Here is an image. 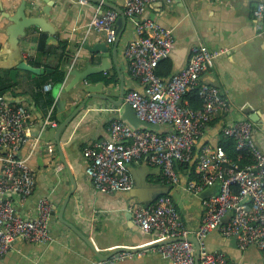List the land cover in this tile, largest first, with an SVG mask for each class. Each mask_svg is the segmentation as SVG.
I'll return each instance as SVG.
<instances>
[{
  "label": "crops",
  "instance_id": "0c3cea01",
  "mask_svg": "<svg viewBox=\"0 0 264 264\" xmlns=\"http://www.w3.org/2000/svg\"><path fill=\"white\" fill-rule=\"evenodd\" d=\"M22 1L0 0V69L8 72L7 66L24 60L49 70L33 76L28 70L18 69L12 92L5 93L10 102L22 103L30 111L19 155H28L32 141H37L28 159L35 177L33 192L24 200L15 192H8L6 196L22 216L35 215L37 200L44 195L50 196L55 209L49 222L52 240L40 244L16 239L0 256V264H96L98 261L86 241L57 216L59 204L72 186L62 159L74 180L63 216L88 236L101 253H108L117 246L138 247L157 240L156 232H146L134 223L129 208L147 205L162 194L172 197L187 229L193 233L201 221L204 200L217 191V185H212L216 191L211 190L209 194L210 186L203 188L200 191L206 190L203 196L187 189V181L197 174L196 155L200 149L222 145L235 159V145L232 146L230 138L222 134V128L246 118L252 122V136L264 152V15L257 18L252 13L260 0H154L146 5L141 15L150 16L171 28L174 36L171 50L160 60H163L160 71L170 70L163 77L167 78L187 64L193 45L203 43L220 50L213 65L202 73L201 81L215 84L228 99L230 109L216 114L197 135L195 153L188 168L176 163L179 175L176 183L165 181L159 166L138 159L128 165L130 186L114 190H99L92 185L85 172L86 160L82 151L94 140L108 136L109 122L120 117L127 91L143 90L139 79L131 75L125 55L127 43L136 39L138 17L125 15L126 22L113 51L115 40L107 43L104 35L89 27L91 17L108 8L99 1L28 0L27 15L40 16L43 28L36 24L25 26L24 33L18 37L19 46L15 47L8 40L7 28L11 24L10 17ZM108 1L123 9L125 0ZM46 9H49L47 15ZM40 40L44 44L41 42L39 47ZM98 42L109 47L102 71L99 70L102 65L100 52H92L89 48ZM56 67L64 72L61 85L73 78L68 75L70 68L78 72L91 71L86 85H95L94 92L104 93L112 99L96 96L86 100L60 132L61 149L55 138L56 128L80 104L85 93L76 94V88L57 93V85L46 88L48 82L41 84L42 74L52 72ZM121 84L126 89L123 103L117 105L114 101L119 98ZM57 95L62 107L55 104ZM49 113L57 122L55 127L46 123ZM170 130L169 124L161 125L160 132ZM248 162L246 157L238 159L239 165ZM203 241L205 249L222 251L232 264H264V255L255 245L241 248L234 237L223 235L218 228L208 232ZM108 264L172 263L161 253L147 249Z\"/></svg>",
  "mask_w": 264,
  "mask_h": 264
},
{
  "label": "built area",
  "instance_id": "2783aa9c",
  "mask_svg": "<svg viewBox=\"0 0 264 264\" xmlns=\"http://www.w3.org/2000/svg\"><path fill=\"white\" fill-rule=\"evenodd\" d=\"M151 1L154 0L124 1L125 15L138 17L136 39L125 46L128 69L143 88L142 91L130 89L125 100L141 120L169 124L172 130L135 129L120 117L112 118L108 136L94 140L82 151L86 175L99 190L128 188L131 183L128 165L138 159L159 166L165 181L176 183L179 179L176 163L191 161L197 135L216 114L230 109L228 99L215 84L201 81L202 73L213 65L220 50L203 43L193 45L187 64L179 71L167 78L156 72L160 60L171 50L174 36L171 28L141 15ZM252 13L257 18L264 15V0L256 3ZM117 16V11L108 7L91 17L89 27L104 35L107 43H112L116 38ZM189 89H197L202 107L193 109L180 103ZM29 119L26 105L12 103L5 94L0 95V256L16 239L40 244L52 240L49 222L55 204L50 196L37 200L36 213L31 216L19 214L6 196L8 192H15L24 200L35 187L34 171L28 159L37 141H32L28 155H19ZM46 123L52 127L57 125L50 113ZM252 125L244 118L222 128V134L234 141L235 159L221 145L200 149L197 154V174L187 181V189L197 194L207 186L217 185V191L204 200V212L194 231L200 242V264H232L222 251L205 249L203 237L215 228L223 235L234 237L239 247L255 245L264 255V152L252 136ZM48 149L50 152V146ZM243 157L249 162L239 165L238 159ZM129 209L134 223L146 232H156L157 240L178 239L138 251H122L96 264H108L147 249L161 253L172 264H195L193 244L186 239L190 231L170 195L162 194L147 205Z\"/></svg>",
  "mask_w": 264,
  "mask_h": 264
},
{
  "label": "water",
  "instance_id": "95a60500",
  "mask_svg": "<svg viewBox=\"0 0 264 264\" xmlns=\"http://www.w3.org/2000/svg\"><path fill=\"white\" fill-rule=\"evenodd\" d=\"M27 1L28 0H23L20 3L15 14L12 17H10L11 24L7 28L8 40H9L10 44L14 45L15 47L19 46L18 37H19V35H22L24 33V27L25 26L30 25V24H36V25H41V27L43 28L40 16H37L35 14L34 15H27V6H26ZM96 1H99L104 6L115 9L118 13V16H117L116 21H115L116 38H115V41L113 44V45H115V47H113V51H114V48H116V43H117L118 39L120 38L123 25L126 22L125 13H124L123 9L116 7V5H113L108 0H96ZM32 3H33V1H31L30 5ZM31 7L34 8V5L32 4ZM48 13H49V9H46L45 14L47 15ZM89 48H91L92 52H100L99 53L100 58H101L100 63L102 65L100 66L99 70L102 71L103 65L106 63V58L108 56V48H109L108 45H106L104 42H98ZM7 67H8L9 77L11 78L12 81H16V75H17L18 69L28 70L32 73L33 76H35L37 74H41L44 71L49 70V68H44L42 66H33L24 60L19 61L18 63L14 64L13 66L10 65ZM90 73H91V71H89V70L78 72V71H76V69L70 68L68 71V75H73V78L71 79V81L66 83V85L60 84V85L56 86L55 91L57 93H59V92L64 93V92L70 90L71 88H76V90L78 91L76 94L85 93L80 104L71 113H69L65 118H63L56 128L55 138H56L58 149H61L60 144H59V140H58L60 132L62 131L64 126L72 119V117L76 114V112L81 108V106L85 103L86 100H88L89 98L98 96V97H102V98H108L112 101V99L108 95L101 93V92H94L93 90H95V89H92V88H94L95 85H91V84L86 85L87 84V77L89 76ZM79 82H82V84H78ZM125 89L126 88L124 87V85L121 84L119 98L114 101L115 103H117V105H121L123 103V97H124ZM55 104L57 105V107H62V101H61L59 95H57L55 98ZM120 118L135 129L145 128V129L155 130V131H159V132L161 131V125L160 124L150 123L148 121L141 120L135 114L134 109L130 106V104L128 102L123 103V109L121 111ZM60 155H61V152H60ZM196 157H197V155H196ZM62 161L65 164V167L69 173L70 182H71L72 186L70 187V189L67 192L64 199L59 204V207L57 210V216L63 223L68 225L84 241H86V243L89 245L90 249L95 253L98 260H105V259H107V258H109V257H111V256H113L119 252H122V251H126V250L138 251V250L143 249V248H147V247H151V246H155V245H160V244L178 239V237H174V238L167 237L164 239L152 241L151 243H149L147 245L138 246V247L117 246V247H114L113 249H111L108 253H104V254L101 253L100 251H98L96 249L95 245L89 239V237L86 236L83 232H81L73 223H71L70 221L65 219L63 216L64 208H65V206L69 200V197L73 191V188H74V180L72 178L71 171H70L67 163L63 159H62ZM213 186H210V188L207 189L208 194L211 193V190H213V192L216 191ZM204 192H200L202 196L204 195ZM186 239L191 241L193 244L195 264H200L199 263L200 242H199L198 238L196 237L194 232L193 233L189 232Z\"/></svg>",
  "mask_w": 264,
  "mask_h": 264
},
{
  "label": "trees",
  "instance_id": "16d2710c",
  "mask_svg": "<svg viewBox=\"0 0 264 264\" xmlns=\"http://www.w3.org/2000/svg\"><path fill=\"white\" fill-rule=\"evenodd\" d=\"M41 42L44 44V42L42 40H40L39 47H40ZM161 63H163V60L160 63H158L159 65H157L156 72L161 77H163L165 75H168V73H170V70L167 69V71L161 72L160 68H159ZM63 78H64V72L61 69H58L56 67L52 72H49V73H46V74H42V76H41V84L44 83V82H48L50 84V86H56V85H59L63 81ZM15 84L16 83L13 82L11 80V78L9 77V74H8L7 70L6 69H0V95H3V94H5L8 91H11L13 89V87L15 86ZM37 86H39V83L37 84ZM50 101L51 100H49V103H50ZM180 103L183 106H188V107H191L193 109L202 107V101H201V98L198 95L197 89H189L188 91H186L182 95ZM229 141H231L229 143L232 146L235 145L233 140L230 139ZM193 152L195 153V147L193 149ZM189 162L190 161H188L186 163H181L180 167L188 168Z\"/></svg>",
  "mask_w": 264,
  "mask_h": 264
}]
</instances>
